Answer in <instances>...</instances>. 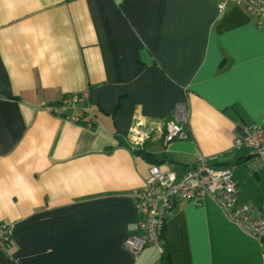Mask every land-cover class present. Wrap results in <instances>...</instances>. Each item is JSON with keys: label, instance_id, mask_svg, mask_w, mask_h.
I'll return each mask as SVG.
<instances>
[{"label": "crops", "instance_id": "0c3cea01", "mask_svg": "<svg viewBox=\"0 0 264 264\" xmlns=\"http://www.w3.org/2000/svg\"><path fill=\"white\" fill-rule=\"evenodd\" d=\"M219 1L0 0V264H264L211 196L174 203L159 249L124 246L144 235L139 124L159 166L230 168L237 204L264 215V166L233 146L264 126V26ZM84 92L93 128L51 112ZM178 105L187 137L165 143Z\"/></svg>", "mask_w": 264, "mask_h": 264}, {"label": "built area", "instance_id": "2783aa9c", "mask_svg": "<svg viewBox=\"0 0 264 264\" xmlns=\"http://www.w3.org/2000/svg\"><path fill=\"white\" fill-rule=\"evenodd\" d=\"M228 2L242 5L255 19L257 27L264 26V0H220L218 9L222 11ZM87 92L67 96L50 107L51 112L71 124H83L91 129L97 124L96 116L85 106ZM187 118L185 107L178 105L174 119L165 123L163 141L165 143L185 139ZM131 129L140 134L137 147L150 139L148 132ZM234 148L248 149V156L254 169L264 166V126L243 128L234 140ZM197 196H211L223 209L227 218L252 236L264 237V215L250 205H238L230 168L213 169L201 162L182 177L177 178L168 169L157 164L148 165L146 188L136 197V205L141 215L140 226L144 235H131L124 241L125 248L134 256L146 247L160 248L166 219L176 201H192ZM11 238V228L0 223V250L4 251Z\"/></svg>", "mask_w": 264, "mask_h": 264}, {"label": "trees", "instance_id": "16d2710c", "mask_svg": "<svg viewBox=\"0 0 264 264\" xmlns=\"http://www.w3.org/2000/svg\"><path fill=\"white\" fill-rule=\"evenodd\" d=\"M79 94H81V93H79ZM72 95H78V94H69V95H65V96H63L60 100H62L63 98H65V97H67V96H72ZM60 100H58L57 102H59ZM56 102V103H57ZM56 103H54V104H56ZM53 104V105H54ZM52 105V106H53ZM84 105H85V103H84ZM85 106H87V105H85ZM90 109V108H89ZM91 111V110H90ZM147 143V141H145L143 144H142V146L141 147H139V148H137V149H139L138 150V154L139 155H141L143 158H146L149 162H150V164H157L158 165V162H156L155 160H154V158H153V156H151L149 153H148V151H146L145 149H144V146H145V144ZM259 168V167H258ZM257 169V168H256ZM255 237H257V238H260L261 239V241H262V243H263V245H264V237H258V236H255ZM11 239V238H10ZM10 242V241H9Z\"/></svg>", "mask_w": 264, "mask_h": 264}]
</instances>
